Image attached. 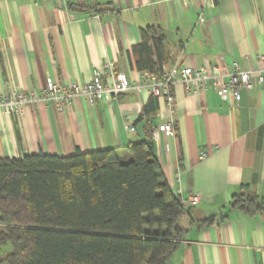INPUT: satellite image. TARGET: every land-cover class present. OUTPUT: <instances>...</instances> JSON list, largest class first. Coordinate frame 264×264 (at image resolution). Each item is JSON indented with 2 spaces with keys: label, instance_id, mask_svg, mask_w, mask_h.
Here are the masks:
<instances>
[{
  "label": "crops",
  "instance_id": "crops-1",
  "mask_svg": "<svg viewBox=\"0 0 264 264\" xmlns=\"http://www.w3.org/2000/svg\"><path fill=\"white\" fill-rule=\"evenodd\" d=\"M89 1L0 0V93L39 91L48 79L89 83L108 62L132 88L95 105L75 99L64 112L33 104L19 117L0 114V157L117 149L126 162L127 147L151 133L173 195L200 196L179 222L182 238L166 264H264V214L230 208L246 188L264 200V86L242 89L231 106L213 88L187 93L176 85L174 133L165 136L157 129L168 111L160 100L147 110L153 97L138 89L132 54L141 31L158 27L163 69L217 67L227 75L237 63L264 71V0H91L98 12L82 11Z\"/></svg>",
  "mask_w": 264,
  "mask_h": 264
},
{
  "label": "trees",
  "instance_id": "trees-1",
  "mask_svg": "<svg viewBox=\"0 0 264 264\" xmlns=\"http://www.w3.org/2000/svg\"><path fill=\"white\" fill-rule=\"evenodd\" d=\"M98 9L90 0L82 11ZM141 38L132 49L136 70L161 73L168 59L162 29L147 27ZM126 151V162L117 149L0 157V264H166L188 207L173 195L151 133ZM230 208L261 215L264 200L246 188Z\"/></svg>",
  "mask_w": 264,
  "mask_h": 264
},
{
  "label": "built area",
  "instance_id": "built-area-1",
  "mask_svg": "<svg viewBox=\"0 0 264 264\" xmlns=\"http://www.w3.org/2000/svg\"><path fill=\"white\" fill-rule=\"evenodd\" d=\"M178 84H183L187 93L213 88L221 98L234 106L240 98L242 89L251 91L258 86H264V71H241L239 65L234 63L233 71L227 75L217 67L207 71L204 68L179 66L163 69L158 74L141 73L138 89H148L153 98L164 102L168 111V116L157 129L165 136L174 133L176 113L174 88ZM132 86L129 76L122 71H117L115 65L108 62L103 71L96 73L89 83H72L69 86H61L48 79L45 87L39 91L13 90L0 93V114L5 117L11 115L19 117L24 114L27 106L33 104L52 105L59 112H64L71 108L75 99L83 98L89 104L95 105L104 101L107 95L116 97L128 92ZM127 130L133 132L135 128L129 124ZM178 198L187 207L196 206L200 201V196L197 194Z\"/></svg>",
  "mask_w": 264,
  "mask_h": 264
},
{
  "label": "water",
  "instance_id": "water-1",
  "mask_svg": "<svg viewBox=\"0 0 264 264\" xmlns=\"http://www.w3.org/2000/svg\"><path fill=\"white\" fill-rule=\"evenodd\" d=\"M187 214L190 215L191 214V207L187 208Z\"/></svg>",
  "mask_w": 264,
  "mask_h": 264
},
{
  "label": "rangeland",
  "instance_id": "rangeland-1",
  "mask_svg": "<svg viewBox=\"0 0 264 264\" xmlns=\"http://www.w3.org/2000/svg\"><path fill=\"white\" fill-rule=\"evenodd\" d=\"M9 250H10V248H9Z\"/></svg>",
  "mask_w": 264,
  "mask_h": 264
}]
</instances>
